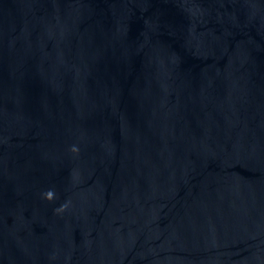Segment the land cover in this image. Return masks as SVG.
I'll return each mask as SVG.
<instances>
[{
  "label": "water",
  "instance_id": "1",
  "mask_svg": "<svg viewBox=\"0 0 264 264\" xmlns=\"http://www.w3.org/2000/svg\"><path fill=\"white\" fill-rule=\"evenodd\" d=\"M0 264H264V0H0Z\"/></svg>",
  "mask_w": 264,
  "mask_h": 264
},
{
  "label": "clouds",
  "instance_id": "2",
  "mask_svg": "<svg viewBox=\"0 0 264 264\" xmlns=\"http://www.w3.org/2000/svg\"><path fill=\"white\" fill-rule=\"evenodd\" d=\"M72 151H73V152H78L79 149H78L77 147L73 146V147H72ZM43 195H44L45 198L48 199V200H53V199L55 198V193H54V191H52V190H49V191L45 192ZM64 207H66V206H64ZM64 207L58 209V211H63V210H64Z\"/></svg>",
  "mask_w": 264,
  "mask_h": 264
}]
</instances>
